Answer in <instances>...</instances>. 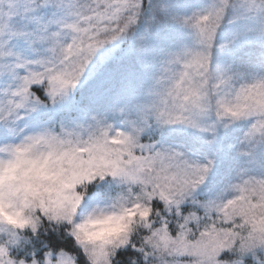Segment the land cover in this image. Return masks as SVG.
Listing matches in <instances>:
<instances>
[{
	"label": "snow or ice",
	"instance_id": "obj_1",
	"mask_svg": "<svg viewBox=\"0 0 264 264\" xmlns=\"http://www.w3.org/2000/svg\"><path fill=\"white\" fill-rule=\"evenodd\" d=\"M0 264H264V0H0Z\"/></svg>",
	"mask_w": 264,
	"mask_h": 264
}]
</instances>
